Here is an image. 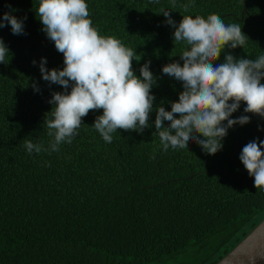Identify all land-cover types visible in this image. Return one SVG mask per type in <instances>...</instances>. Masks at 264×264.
I'll list each match as a JSON object with an SVG mask.
<instances>
[{"label": "trees", "instance_id": "1", "mask_svg": "<svg viewBox=\"0 0 264 264\" xmlns=\"http://www.w3.org/2000/svg\"><path fill=\"white\" fill-rule=\"evenodd\" d=\"M87 3L102 35L117 36L141 56L133 60L137 75L151 61L158 83L150 127L119 130L106 143L92 126L103 110L90 111L60 152L29 154L25 139H50L43 125L48 101L63 91L42 79L40 60L63 68V54L42 30L39 0H0V17L10 12L24 22L22 34L14 35L7 22L0 28L12 54L0 63V264H215L264 218V190L239 159L248 142L264 141V117L245 113L241 102L232 118L251 120L229 128L216 154L194 141L163 151L154 133L155 105L170 110L183 90L162 72L173 61L183 64L173 27L155 13L169 0ZM180 11L171 10L177 23ZM210 13L240 23L249 37L244 48L225 49L216 64L229 52L252 59L264 54V0H195L193 15Z\"/></svg>", "mask_w": 264, "mask_h": 264}, {"label": "clouds", "instance_id": "2", "mask_svg": "<svg viewBox=\"0 0 264 264\" xmlns=\"http://www.w3.org/2000/svg\"><path fill=\"white\" fill-rule=\"evenodd\" d=\"M148 2L160 4V0ZM178 7L182 15L179 23L171 15V10ZM194 9L195 0L180 4L169 0L168 8L160 7L155 12L162 13L173 27V43L183 46L179 54L183 64L173 61L162 68L163 74L182 82L183 90L178 100L171 102L170 110L163 103L155 105L154 133L165 152L169 148H189L194 141L214 155L222 150L229 128L250 122L248 115L232 118L241 102L246 104L245 113L264 117V54L252 59L229 52L216 64L225 49L244 48L249 37L240 23H226L215 13L193 15ZM35 11L47 38L63 54L64 64L63 68L49 69L47 59L42 57L41 77L63 91L52 92L48 101L52 108L45 114L43 125L50 139L47 143L25 139L26 151L49 155L60 152L61 145L73 142L84 124L82 118L90 111L103 110L92 126L106 143H111L119 130L143 133L150 127L155 100L152 88L158 83L150 70L151 61H145L137 75L133 60L139 61L141 56L137 58L135 49L117 36L101 34L87 0H39ZM5 22L14 35L24 32L23 20L10 12L0 17V28L7 26ZM11 55L0 37V63H8ZM32 87L40 91L35 83ZM262 148L264 141L252 140L242 148L239 159L254 177V186L264 190Z\"/></svg>", "mask_w": 264, "mask_h": 264}, {"label": "water", "instance_id": "3", "mask_svg": "<svg viewBox=\"0 0 264 264\" xmlns=\"http://www.w3.org/2000/svg\"><path fill=\"white\" fill-rule=\"evenodd\" d=\"M215 264H264V218Z\"/></svg>", "mask_w": 264, "mask_h": 264}, {"label": "rangeland", "instance_id": "4", "mask_svg": "<svg viewBox=\"0 0 264 264\" xmlns=\"http://www.w3.org/2000/svg\"><path fill=\"white\" fill-rule=\"evenodd\" d=\"M183 261H186V260H183Z\"/></svg>", "mask_w": 264, "mask_h": 264}]
</instances>
